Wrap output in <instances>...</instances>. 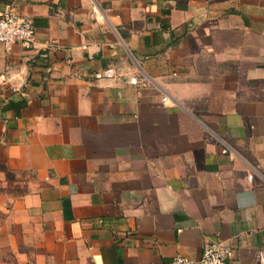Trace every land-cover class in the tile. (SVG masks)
Here are the masks:
<instances>
[{
  "label": "crops",
  "instance_id": "crops-1",
  "mask_svg": "<svg viewBox=\"0 0 264 264\" xmlns=\"http://www.w3.org/2000/svg\"><path fill=\"white\" fill-rule=\"evenodd\" d=\"M7 6L35 41L0 43V264H168L216 239L264 264V0Z\"/></svg>",
  "mask_w": 264,
  "mask_h": 264
},
{
  "label": "built area",
  "instance_id": "built-area-1",
  "mask_svg": "<svg viewBox=\"0 0 264 264\" xmlns=\"http://www.w3.org/2000/svg\"><path fill=\"white\" fill-rule=\"evenodd\" d=\"M35 41V26L31 16L20 13L16 8L7 6L0 11V43L7 51L13 44L22 48H31ZM115 77L112 68H106L93 73L94 79H109ZM138 81L135 77L130 78L131 84ZM166 100V96L163 97ZM222 153L232 157L233 154L227 147H223ZM249 178L251 175L249 174ZM101 222V220H99ZM230 249L227 243L222 240L206 242L202 246V251L198 259L189 256L175 255L168 264H228Z\"/></svg>",
  "mask_w": 264,
  "mask_h": 264
}]
</instances>
